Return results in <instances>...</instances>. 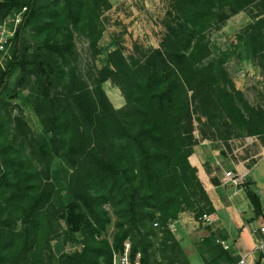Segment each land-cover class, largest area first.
<instances>
[{
    "label": "trees",
    "instance_id": "1",
    "mask_svg": "<svg viewBox=\"0 0 264 264\" xmlns=\"http://www.w3.org/2000/svg\"><path fill=\"white\" fill-rule=\"evenodd\" d=\"M167 2L159 47L136 45L127 56L120 40L100 44L110 0H0L3 15L27 8L13 59L0 68V264H112L127 241L143 264H193L170 224L184 211L199 222L215 211L190 161L197 122L206 118L204 138L257 136L264 145V108L238 89L226 56L206 61L209 34L260 2L240 37L264 69V0ZM78 36L103 56L93 87L79 72ZM16 72L14 91L29 89L39 134L7 109ZM244 186L254 220L264 218L263 195ZM62 237L82 249L56 252ZM221 241L216 232L203 240L206 264H237Z\"/></svg>",
    "mask_w": 264,
    "mask_h": 264
},
{
    "label": "rangeland",
    "instance_id": "2",
    "mask_svg": "<svg viewBox=\"0 0 264 264\" xmlns=\"http://www.w3.org/2000/svg\"><path fill=\"white\" fill-rule=\"evenodd\" d=\"M144 1L124 0L121 8L104 13L103 19L106 30L100 41L101 46L106 47L113 40H120L125 47V54L127 56L136 54V45H140L146 49L149 47H159L165 32L164 22L168 3L164 2V0H159L157 9L152 10L150 9V2L145 3ZM132 6L134 9L131 8ZM261 8V3L258 2L248 10L232 16L221 28L211 31L209 34L211 56L206 61L226 56V68L238 89L245 93L246 99L252 105L264 108V69L258 59L250 58L247 55L244 43L240 37L244 35L248 25L254 22L253 16ZM76 41L79 53V72L93 87L95 74H97V71L103 65V56L93 58L89 49V42L86 38L78 36ZM17 75L18 72L14 74L10 82V88L4 95V100L8 104L7 109L13 116L23 115L33 132L39 134L42 132V126L35 113L33 104L28 99L29 89L18 88V93L14 91ZM105 86L112 98H123L122 93L116 85L107 83ZM203 122L205 124L197 122L198 130L196 131V135L200 141L205 139L200 131L202 127L207 128L206 125L208 123L206 124L205 117H203ZM208 133L212 135L210 131ZM207 139L218 140L213 139V137ZM231 139L236 140L233 142L235 147L248 144L245 147V154H248L250 151L259 152L261 144L263 145L261 139L257 136L234 137ZM254 140H258V143ZM63 224H65L64 221ZM19 226H21V222H19ZM113 232L114 226L111 225L107 233L110 239H112ZM77 236L81 238V236ZM53 246L56 252H58V246H61V250L66 252H73L81 250L83 244L78 241L64 243V237H62L59 240H54ZM202 248L203 245L195 246L192 257L193 264H206L205 258H209V255L201 251Z\"/></svg>",
    "mask_w": 264,
    "mask_h": 264
},
{
    "label": "crops",
    "instance_id": "3",
    "mask_svg": "<svg viewBox=\"0 0 264 264\" xmlns=\"http://www.w3.org/2000/svg\"><path fill=\"white\" fill-rule=\"evenodd\" d=\"M110 1L113 4L111 10H116L121 8L124 0ZM144 2H150L152 10H156L159 5V0H145ZM164 2L168 3L167 0ZM131 8L134 9L133 6ZM107 83L112 84L111 81L105 84ZM105 84L104 88L114 106L123 107L126 104L124 96L123 98H112ZM117 88L121 92L118 86ZM235 141L230 139L224 143L219 139L205 138L194 147V153L190 156V161L198 168V176L215 207V211L210 214L209 223L199 222L193 211H184L178 219L171 223V229L191 260L195 246L202 245L201 242L211 232H216L221 240L232 248L236 256L249 255L252 260H255L252 255L255 246V231L262 218L254 220V211L247 196L246 187L234 186L225 177L224 170L234 171L248 183L251 189L259 191L264 197V188H260L257 184V178L264 166V146L261 144L259 152L250 151L245 154V147L248 144L235 147L233 144ZM254 141L258 143V140Z\"/></svg>",
    "mask_w": 264,
    "mask_h": 264
},
{
    "label": "built area",
    "instance_id": "4",
    "mask_svg": "<svg viewBox=\"0 0 264 264\" xmlns=\"http://www.w3.org/2000/svg\"><path fill=\"white\" fill-rule=\"evenodd\" d=\"M26 9L27 8H24L21 11L3 15L2 8L0 7V68L5 69L7 63L13 59L12 47L14 39L16 38L20 26L24 21ZM224 174L234 186L238 188L244 186L245 181L242 177L235 174L234 171L224 170ZM201 221L202 223H209L211 221V215L205 214ZM255 233V246L252 251V255L255 257V260H252V257L249 255H244L240 256L237 264H264V218H262V221L259 223V227ZM221 242L226 248H229L224 241ZM112 264L143 263L140 254H138L135 258L133 257L131 242L127 241L123 251L114 252Z\"/></svg>",
    "mask_w": 264,
    "mask_h": 264
},
{
    "label": "water",
    "instance_id": "5",
    "mask_svg": "<svg viewBox=\"0 0 264 264\" xmlns=\"http://www.w3.org/2000/svg\"><path fill=\"white\" fill-rule=\"evenodd\" d=\"M257 184L260 188H264V166L260 171V175L257 178Z\"/></svg>",
    "mask_w": 264,
    "mask_h": 264
}]
</instances>
